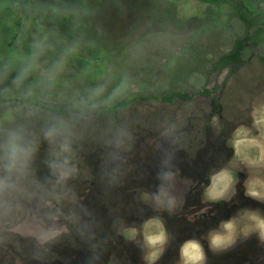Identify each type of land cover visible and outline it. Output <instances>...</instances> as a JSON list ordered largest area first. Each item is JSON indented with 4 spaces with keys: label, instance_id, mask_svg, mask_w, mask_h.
<instances>
[{
    "label": "clouds",
    "instance_id": "9594fccd",
    "mask_svg": "<svg viewBox=\"0 0 264 264\" xmlns=\"http://www.w3.org/2000/svg\"><path fill=\"white\" fill-rule=\"evenodd\" d=\"M72 11L77 18L96 15L87 7ZM83 43L82 38L74 39L45 67L41 58L55 49L45 34L33 39L18 67L12 62L0 66V83L16 71L12 87L0 89V94L8 96L14 88L25 101L0 123V264H25V247L38 264H51L57 250L67 247L85 251L84 264H129L126 254H118L121 238L139 249L142 264H158L177 240L165 213L183 214L195 222L214 205L232 204L241 183L245 197L264 204V98L253 100L248 122L237 124L224 137L232 155L210 167L208 182L199 185L201 211L184 212L187 194L199 182L185 177L178 165L186 144L175 123L163 127L162 142L152 149L156 183L140 187L132 200H125L122 190L130 180L144 179L131 162L138 137L126 124L103 126L100 119L128 95L133 87L129 77L125 75L111 92L110 81L71 95L57 92L69 57L78 54ZM34 74L38 79L26 83ZM212 127L216 136L224 132L216 117ZM89 156L95 158L94 165L87 162ZM93 182L98 205L83 190ZM100 206L107 209L106 217ZM132 215L138 219L130 221ZM252 238L264 249V208L239 207L202 236L180 243L175 264H208L203 241L220 255ZM65 264H70L68 258Z\"/></svg>",
    "mask_w": 264,
    "mask_h": 264
},
{
    "label": "rangeland",
    "instance_id": "374dc122",
    "mask_svg": "<svg viewBox=\"0 0 264 264\" xmlns=\"http://www.w3.org/2000/svg\"><path fill=\"white\" fill-rule=\"evenodd\" d=\"M238 3L241 9L228 2L202 0H0V66L12 62L18 67L20 58L30 53L35 37L47 34L55 45L54 51L41 58L45 67L74 39L82 38L81 50L69 57L59 77L57 92L71 95L73 91L83 92L108 81V92H111L127 75L133 87L125 98L145 97L135 100L127 109L102 113L100 119L103 126L126 124L138 137L131 162L144 179L130 180L122 190L125 200H132L140 187H152L156 183L152 149L162 142L163 127L175 123L186 144V149L178 154V165L185 177L199 182L188 192L184 208L185 213L195 214L204 207L199 185L208 182L209 168L232 155L224 137L237 124L248 122V109L253 100L264 98V0H239ZM85 7L94 10L96 15L77 18L72 10ZM240 11L255 20L249 45L243 52L245 60L220 69L217 67L220 57L232 51L238 37L247 34L248 24L238 15ZM15 75L13 70L0 83V89L12 87ZM37 79L38 74H34L26 83ZM206 88L210 94L205 96L201 92ZM173 91L195 96L174 102L148 98ZM23 103L20 91L14 88L8 96L0 94V123H6L14 114L12 109ZM213 117L224 126L221 136L214 133ZM87 162L94 165L95 158L89 156ZM240 176L243 181L244 174ZM83 190L89 200L99 204L94 182L84 185ZM220 205L232 206L224 213L214 205L195 222L183 214L167 217L165 213L168 227L177 240L158 264H175L180 243L194 235L202 236L237 208H264V204L244 196L242 183L233 203ZM100 212L106 217V208L100 206ZM147 214H152L150 209ZM128 218L138 219L134 215ZM247 242L245 245L249 246H244L243 253L255 248L259 251L256 257L260 256L256 260L254 255L250 256L248 264H264V249L255 238ZM203 243L208 264H223V255L241 247L215 255L207 249V241ZM119 244L122 248L118 254H126L129 264H142L138 248L124 244L123 238ZM23 254L25 264H38L30 259L28 247ZM86 255L83 250L67 247L57 250L51 264H65L66 258L70 264H84Z\"/></svg>",
    "mask_w": 264,
    "mask_h": 264
},
{
    "label": "trees",
    "instance_id": "16d2710c",
    "mask_svg": "<svg viewBox=\"0 0 264 264\" xmlns=\"http://www.w3.org/2000/svg\"><path fill=\"white\" fill-rule=\"evenodd\" d=\"M206 3H221V2H228L231 3L234 7L241 9V4L238 3L239 0H202ZM238 15L248 24L247 28V34L243 37H238L235 41L234 48L232 51L222 55L218 61V68L224 69L226 68L230 63H241L245 60L243 56V52L245 48L249 45V41L251 39V29L253 25L255 24V20L251 18L250 15L247 13L240 11L238 12ZM202 94H210V90L208 88L204 89ZM195 94L189 93V92H182V91H173L168 92L165 94H153L148 96V98H163L167 101L174 102L178 98H185L190 99L193 98ZM145 97L139 96L137 98H124L121 101L117 102L113 107L109 108L107 110L108 113H116L117 111L127 109L132 102L138 99H144Z\"/></svg>",
    "mask_w": 264,
    "mask_h": 264
},
{
    "label": "flooded vegetation",
    "instance_id": "af4514ba",
    "mask_svg": "<svg viewBox=\"0 0 264 264\" xmlns=\"http://www.w3.org/2000/svg\"><path fill=\"white\" fill-rule=\"evenodd\" d=\"M204 95L206 96V94H204ZM215 206H217L216 208L222 209V211L224 213H227V210L230 209L232 205H230V206H222L220 204H217ZM247 243H249V242H247ZM240 246L241 247H239L238 250L230 252L227 255H223V257L227 256V258L221 257V260H222L223 264H248V262H250L249 257L252 256V255L255 256L254 257L255 260L260 258V256L256 257V256H258L257 254L259 253V251L257 249L253 248V249L247 250L246 252L243 253L244 246H249V245L243 244V245H240ZM236 256H240V257H236ZM255 260H254V262H256ZM254 262L252 260V263H254Z\"/></svg>",
    "mask_w": 264,
    "mask_h": 264
},
{
    "label": "bare ground",
    "instance_id": "6f19581e",
    "mask_svg": "<svg viewBox=\"0 0 264 264\" xmlns=\"http://www.w3.org/2000/svg\"><path fill=\"white\" fill-rule=\"evenodd\" d=\"M139 251V250H138Z\"/></svg>",
    "mask_w": 264,
    "mask_h": 264
}]
</instances>
